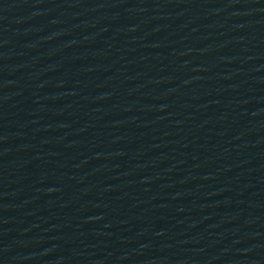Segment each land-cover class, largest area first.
<instances>
[{
    "label": "water",
    "instance_id": "1",
    "mask_svg": "<svg viewBox=\"0 0 264 264\" xmlns=\"http://www.w3.org/2000/svg\"><path fill=\"white\" fill-rule=\"evenodd\" d=\"M0 264H264V0H0Z\"/></svg>",
    "mask_w": 264,
    "mask_h": 264
}]
</instances>
